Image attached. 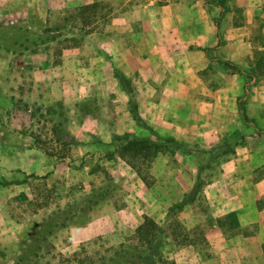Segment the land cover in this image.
<instances>
[{
    "label": "rangeland",
    "instance_id": "374dc122",
    "mask_svg": "<svg viewBox=\"0 0 264 264\" xmlns=\"http://www.w3.org/2000/svg\"><path fill=\"white\" fill-rule=\"evenodd\" d=\"M93 2L100 3L98 10L78 11ZM210 3L0 0V264H89L95 255L107 254L108 248L117 249L121 243L131 253L136 246L148 252L132 237L143 223L155 234L157 251H162L167 236L181 243L207 244L204 230L214 218V199L207 188L226 185L224 168L237 153L234 145L225 153L213 146L237 129L247 145L264 140V132L244 123L238 109L247 79L242 74L234 77L217 61L187 81L190 71L183 65L187 59L183 46H196L180 40L169 44L171 50L158 53L161 65L148 69L153 82L131 80L132 95L120 76L113 81L102 66L107 57L103 52L123 53L124 38L138 45L143 20L151 11L163 10L164 17L174 15L176 20L179 13L182 34L192 31L189 18L196 9L202 20L196 29L202 32L204 12L215 9ZM216 11L221 17V9ZM123 14L128 15L126 20L115 19ZM137 54L130 51V60L117 59L114 73L127 76L122 67H133L131 56ZM259 55L244 66L254 74L248 90L251 114L264 105V54ZM99 72L103 76L97 82ZM204 83L217 91L216 98L209 97ZM177 87L187 89L189 96H177L173 92ZM130 97L161 136L196 149L221 151L210 162L207 153L203 161L204 184L197 197L203 211L194 221H188L187 210L181 213L169 207L195 184L197 160L202 157L172 146H164L147 161L116 152V135L132 132L155 138L131 115ZM135 164L142 168V176Z\"/></svg>",
    "mask_w": 264,
    "mask_h": 264
},
{
    "label": "crops",
    "instance_id": "0c3cea01",
    "mask_svg": "<svg viewBox=\"0 0 264 264\" xmlns=\"http://www.w3.org/2000/svg\"><path fill=\"white\" fill-rule=\"evenodd\" d=\"M223 1V8L215 2L210 3L215 9L209 8L211 10L204 12L203 16H206V19L203 20L202 32L196 29L202 21L196 15L200 11L196 9L189 18L192 31L182 34L178 24L179 13H176L178 17L176 20L174 15L164 17L163 10L157 13L151 11L143 20L144 27L138 45L130 44L124 38L123 44L120 43L123 53L117 55L115 52L109 54L103 52L107 57L102 67L107 68L108 76H111L114 81L117 59L130 60L128 56L130 51H138L136 58L131 56L134 62L133 67L123 66L122 69L132 81L135 82L137 78L138 80L141 78L146 85L153 82L149 67L161 65L158 61V53L171 50L169 44L174 40V42L180 40L185 44L196 46V49H186L183 46V53L187 55L183 65L190 71L187 81L196 77L195 71L207 69L211 65L215 66L218 59L230 60L243 67L251 65L249 58L253 59L256 55L259 58V53L264 54V0ZM218 8L221 9V17L216 14ZM127 18L126 14L115 17L116 20L121 19V21ZM156 22H159L161 26L155 25ZM151 24L154 26L152 27ZM116 40L115 38L114 41ZM195 55L199 57L197 60L193 59ZM149 58L155 59V62L149 64ZM99 74L101 75L97 77V82L103 76L101 72ZM221 74L224 75V73ZM232 74L235 77L239 73ZM213 77L210 75V79ZM204 88L211 99L216 98L217 91L205 83ZM222 89L219 90L220 94ZM173 92L179 97L189 96L185 88L177 87ZM248 100L249 98L247 99L249 117L259 129L264 130V105H260L251 114L248 111ZM214 105V102L211 103V106ZM220 110L224 112L223 108ZM220 126L217 127L222 130ZM214 127L216 129V126ZM255 142L247 145L246 141L244 145L237 146V153L224 168L226 185L220 183L207 188L214 199L211 209L214 218L204 230L207 244L199 246L190 241L181 243L175 236H167L161 247L165 259L172 260L176 264H264V140L261 139L256 144ZM259 173L261 174L258 175ZM202 209L200 200L196 199L181 213L187 210L188 221H194L197 219L195 216L200 214Z\"/></svg>",
    "mask_w": 264,
    "mask_h": 264
},
{
    "label": "trees",
    "instance_id": "16d2710c",
    "mask_svg": "<svg viewBox=\"0 0 264 264\" xmlns=\"http://www.w3.org/2000/svg\"><path fill=\"white\" fill-rule=\"evenodd\" d=\"M209 2L216 3L215 0H209ZM216 4H218L222 8L224 7L223 1H217ZM98 8H100V3L93 2L79 7L78 11L85 14V12L90 13V11L92 10L96 11L98 10ZM218 61L228 72L242 74L247 79V82H245L244 85L246 93L242 94L238 99V108L240 111V115L244 123L252 124L257 130L264 132L263 129H259V127H257V125L253 123V120L249 117L247 113V99H248V90L250 86L249 82L253 79L254 74L250 70H247L243 66L236 64L230 60L218 59ZM115 75L120 76L124 89L127 92H129V94L132 95L133 84L131 82V79L127 76L120 75L118 73H116ZM129 110L133 118L137 121V124L149 129L151 134L154 135L155 138L153 136H138L137 134L132 132H125L123 134L116 135L114 137L113 144L115 145L116 152L121 154V156H126L127 154L133 157L140 156L143 158L144 161H147L156 157L164 146H172L176 148H181L192 155L203 158L202 160L201 159L199 161L197 160V176H196L195 184L190 190H188L183 194L182 198L178 202H176L175 204L169 207L170 211L183 210L189 203L195 201L199 196L204 184L202 173L206 167V163L203 161L207 153L210 152L209 160H208V162H210L216 159V157H218L220 154L225 153L226 148H228L229 145L238 146V145H244L246 143V139L243 136L242 132L237 129L233 131L229 136L225 137L221 142L213 146V147L223 148L224 151L222 153H220L221 151L214 153L212 150L208 151L207 149H196L187 145L184 142L177 140L174 137L161 136L151 125H149L145 121L139 110V105L133 97H130L129 100ZM133 167L136 169L137 173L142 176V170H141L142 168H140L136 164L133 165ZM132 237L134 239H137V241L143 244V246L145 244L148 247L149 251L144 252L138 249L139 246H136L134 249L135 253H131L130 249L126 248L127 245L121 243L117 247V249L108 248L109 250L107 254L95 255V260H93V262L94 261L95 262L94 263L91 262L89 264H97V262L103 264H108V263L111 264L112 261L117 259L118 260L121 259V261L119 260L118 264H139L140 260H142L147 264H158L157 260L164 258L163 252L156 250L157 245H156L155 234H153V232L149 228H147L145 223L137 227ZM40 249H42V247H40ZM37 257L38 259H40V254H37ZM68 261L70 262L69 259L67 260V262ZM35 264L37 263L35 262ZM49 264H52V262L49 261ZM61 264H64V261L61 262ZM171 264H176V263L172 261Z\"/></svg>",
    "mask_w": 264,
    "mask_h": 264
}]
</instances>
